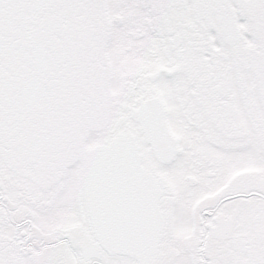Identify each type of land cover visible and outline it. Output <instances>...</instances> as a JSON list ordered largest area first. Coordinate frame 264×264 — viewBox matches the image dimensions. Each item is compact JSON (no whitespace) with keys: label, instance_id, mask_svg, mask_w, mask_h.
Returning a JSON list of instances; mask_svg holds the SVG:
<instances>
[{"label":"snow or ice","instance_id":"obj_1","mask_svg":"<svg viewBox=\"0 0 264 264\" xmlns=\"http://www.w3.org/2000/svg\"><path fill=\"white\" fill-rule=\"evenodd\" d=\"M0 264H264V0H0Z\"/></svg>","mask_w":264,"mask_h":264}]
</instances>
